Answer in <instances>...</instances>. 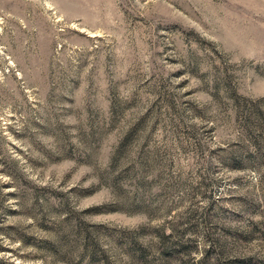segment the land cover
<instances>
[{"label":"rangeland","instance_id":"obj_1","mask_svg":"<svg viewBox=\"0 0 264 264\" xmlns=\"http://www.w3.org/2000/svg\"><path fill=\"white\" fill-rule=\"evenodd\" d=\"M0 264H264V0H0Z\"/></svg>","mask_w":264,"mask_h":264}]
</instances>
